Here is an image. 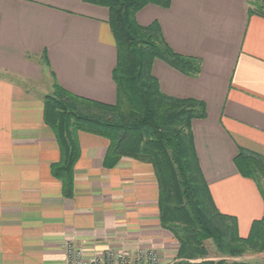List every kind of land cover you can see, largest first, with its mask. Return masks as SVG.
<instances>
[{"label":"crops","instance_id":"crops-1","mask_svg":"<svg viewBox=\"0 0 264 264\" xmlns=\"http://www.w3.org/2000/svg\"><path fill=\"white\" fill-rule=\"evenodd\" d=\"M248 1L170 0L135 16L157 22L174 52L201 60L195 77L160 59L151 72L163 94L205 103V118L191 124L195 151L216 208L237 219L240 237L264 213L256 183L234 164L239 149L264 156V17L249 15ZM108 15L82 0H0V264H67L70 243L97 254L153 249L160 264L175 261L149 163L123 157L106 168L108 139L80 131L70 198L51 174L59 147L43 98L53 84L115 102Z\"/></svg>","mask_w":264,"mask_h":264},{"label":"trees","instance_id":"trees-1","mask_svg":"<svg viewBox=\"0 0 264 264\" xmlns=\"http://www.w3.org/2000/svg\"><path fill=\"white\" fill-rule=\"evenodd\" d=\"M108 9V25L115 43L112 70L116 98L113 104L75 95L57 83L43 98V118L53 131L59 160L51 174L66 198L73 195L74 165L80 155L78 132L108 139L103 165L113 167L128 157L149 163L159 189V220L178 244L173 264H264L239 259L264 252V213L254 220L246 237L237 231V219L216 208L195 151L191 124L206 116V106L194 98L163 94L151 67L160 59L179 72L195 77L197 57L174 52L157 22L143 26L136 13L149 4L167 8L170 0H82ZM249 15L264 17V0L248 1ZM239 173L252 179L264 202V156L239 149L234 158ZM217 255L210 256L206 241Z\"/></svg>","mask_w":264,"mask_h":264},{"label":"built area","instance_id":"built-area-1","mask_svg":"<svg viewBox=\"0 0 264 264\" xmlns=\"http://www.w3.org/2000/svg\"><path fill=\"white\" fill-rule=\"evenodd\" d=\"M67 264H160V255L156 250L129 254L125 250L108 249L103 253H88L73 243L66 249Z\"/></svg>","mask_w":264,"mask_h":264},{"label":"rangeland","instance_id":"rangeland-1","mask_svg":"<svg viewBox=\"0 0 264 264\" xmlns=\"http://www.w3.org/2000/svg\"><path fill=\"white\" fill-rule=\"evenodd\" d=\"M16 78V77H14ZM31 86V88H33V86L31 84H28ZM105 167V166H104ZM206 247L209 251L210 256H215L217 255V251L215 250V247L213 246L212 242L206 241ZM239 259L241 260H250V261H255V262H262L264 261V252L262 253H246L244 254L242 257H240Z\"/></svg>","mask_w":264,"mask_h":264}]
</instances>
